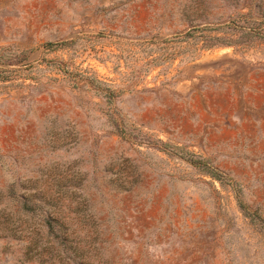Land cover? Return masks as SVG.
<instances>
[{
    "label": "rangeland",
    "instance_id": "obj_1",
    "mask_svg": "<svg viewBox=\"0 0 264 264\" xmlns=\"http://www.w3.org/2000/svg\"><path fill=\"white\" fill-rule=\"evenodd\" d=\"M251 28L264 0H0V264H264Z\"/></svg>",
    "mask_w": 264,
    "mask_h": 264
},
{
    "label": "trees",
    "instance_id": "obj_2",
    "mask_svg": "<svg viewBox=\"0 0 264 264\" xmlns=\"http://www.w3.org/2000/svg\"><path fill=\"white\" fill-rule=\"evenodd\" d=\"M251 31H254L259 36L264 38V28H262V29H260V28H251ZM67 44H68V42H61V43H57V44H47L46 48L50 49L53 46H65ZM62 71H63V74L66 75L67 77L75 78V76L72 73L68 72L65 68H63ZM76 78H77V75H76ZM79 81H80V78L77 79V82H79ZM46 224H50V220L49 219L46 220Z\"/></svg>",
    "mask_w": 264,
    "mask_h": 264
}]
</instances>
